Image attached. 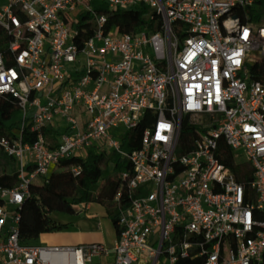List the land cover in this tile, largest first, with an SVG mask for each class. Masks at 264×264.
I'll return each instance as SVG.
<instances>
[{
    "label": "built area",
    "instance_id": "1",
    "mask_svg": "<svg viewBox=\"0 0 264 264\" xmlns=\"http://www.w3.org/2000/svg\"><path fill=\"white\" fill-rule=\"evenodd\" d=\"M90 1L0 0L15 57L0 55V94L19 99L21 125L36 133L32 143L20 129L0 136L18 171L0 188V264H264V77L249 72L264 57V22L252 18L261 0H98L109 12ZM138 6L139 30L110 23ZM147 112L128 154L115 131ZM220 140L227 161L251 167L253 193ZM90 145L131 164L113 245L21 242L30 182Z\"/></svg>",
    "mask_w": 264,
    "mask_h": 264
},
{
    "label": "trees",
    "instance_id": "2",
    "mask_svg": "<svg viewBox=\"0 0 264 264\" xmlns=\"http://www.w3.org/2000/svg\"><path fill=\"white\" fill-rule=\"evenodd\" d=\"M89 4L101 12H109L105 4L98 0H91ZM146 11L145 6L127 9L124 11H112L110 23L116 25L120 32L134 33L140 29L141 15ZM252 18L255 22H264V0L253 10ZM179 23L175 24V28ZM155 29L161 28V23L156 20ZM11 36L0 25V55L7 65L15 64L13 52L9 49ZM251 77H264V57L257 63L249 66ZM21 108L19 99L11 93L0 94V136H9L13 129H20L23 142L32 143L36 133L30 129L29 124L21 125ZM153 117L145 113L141 123L133 129L120 128L115 131L120 139V148L130 154L138 149L141 144L142 131L147 122ZM185 119H182L184 125ZM45 135L50 145L56 144L52 130H45ZM219 150L223 154V161L232 168L240 182L246 186L248 193H253L250 181L252 170L242 161H227L232 151L220 140ZM73 167L77 170L74 171ZM31 169V166L27 167ZM131 164L128 157H122L116 150L105 151L97 149L96 145H90L85 155L69 156L62 159L51 170L48 177H36L30 182V193L23 202L19 211L18 235L21 242H31L45 233L60 231L67 224L56 222L50 214L62 212L74 214V206L79 203L98 202L106 207L111 218L115 234L117 236V218L119 209L127 198V183L121 176L123 172L129 174ZM18 171L16 162L0 146V188L14 187L17 184ZM120 193V201H114V197ZM125 206V205H124Z\"/></svg>",
    "mask_w": 264,
    "mask_h": 264
},
{
    "label": "rangeland",
    "instance_id": "3",
    "mask_svg": "<svg viewBox=\"0 0 264 264\" xmlns=\"http://www.w3.org/2000/svg\"><path fill=\"white\" fill-rule=\"evenodd\" d=\"M241 151L239 150L238 153ZM243 156L237 157L242 159ZM85 203H79L75 205V213L67 214L62 212H53L50 217L56 222H62L68 225L67 229H76L80 232L86 233L85 240H98L102 243L112 246L116 234L113 222L109 217L106 207L98 202L88 203V208L84 209ZM82 210V211H80ZM64 231H56L51 233H45L38 238L33 239L31 243L37 245H60L70 244L64 241Z\"/></svg>",
    "mask_w": 264,
    "mask_h": 264
},
{
    "label": "crops",
    "instance_id": "4",
    "mask_svg": "<svg viewBox=\"0 0 264 264\" xmlns=\"http://www.w3.org/2000/svg\"><path fill=\"white\" fill-rule=\"evenodd\" d=\"M87 208H88V204H86L84 206V209H87ZM80 211H82V210H80ZM67 227H68V225H67ZM67 227H65L62 230H60V232L64 231V232H62L64 241H67V242L70 243V244H67V245H77V244L90 243V242H101V241H98V240H90V239H86L85 240L84 236H86V233L80 232L79 230H76V229H68V230H66Z\"/></svg>",
    "mask_w": 264,
    "mask_h": 264
}]
</instances>
